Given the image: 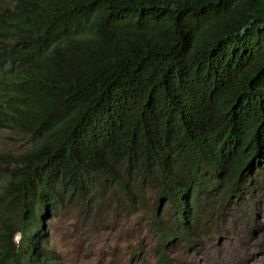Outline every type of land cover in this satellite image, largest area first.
Masks as SVG:
<instances>
[{
    "label": "trees",
    "instance_id": "trees-1",
    "mask_svg": "<svg viewBox=\"0 0 264 264\" xmlns=\"http://www.w3.org/2000/svg\"><path fill=\"white\" fill-rule=\"evenodd\" d=\"M0 264H47L44 209L104 191L171 209L191 238L200 195L264 173V0H2ZM14 235L16 237L14 238Z\"/></svg>",
    "mask_w": 264,
    "mask_h": 264
},
{
    "label": "rangeland",
    "instance_id": "rangeland-1",
    "mask_svg": "<svg viewBox=\"0 0 264 264\" xmlns=\"http://www.w3.org/2000/svg\"><path fill=\"white\" fill-rule=\"evenodd\" d=\"M24 145L0 128V154L14 153ZM249 181L251 185L234 197L200 195L197 220L188 221L194 236L174 235L160 242L168 262L264 264V173L254 171ZM146 199L144 210L127 214L111 190L91 206L79 199L44 209L38 247L49 258L47 264H159V237L147 218L155 213L167 224L171 209L163 208L159 200Z\"/></svg>",
    "mask_w": 264,
    "mask_h": 264
}]
</instances>
